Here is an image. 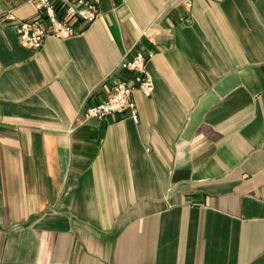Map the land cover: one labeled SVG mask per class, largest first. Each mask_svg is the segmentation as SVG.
I'll list each match as a JSON object with an SVG mask.
<instances>
[{"label": "crops", "instance_id": "1", "mask_svg": "<svg viewBox=\"0 0 264 264\" xmlns=\"http://www.w3.org/2000/svg\"><path fill=\"white\" fill-rule=\"evenodd\" d=\"M37 14L0 0V264H264V0H102L33 50ZM137 51L139 123L86 119Z\"/></svg>", "mask_w": 264, "mask_h": 264}, {"label": "built area", "instance_id": "2", "mask_svg": "<svg viewBox=\"0 0 264 264\" xmlns=\"http://www.w3.org/2000/svg\"><path fill=\"white\" fill-rule=\"evenodd\" d=\"M125 3L127 0H114ZM102 0H37L38 14L32 19L18 21L15 30L23 46L40 50L50 37L68 39L78 34L77 24L84 28L94 24L101 15ZM8 20L17 21L13 15ZM153 52L137 51L119 66L122 77L112 94L101 104L89 107L86 119L104 120L114 115H127L135 123L140 117L134 92L140 91L146 97L155 92V82L148 65Z\"/></svg>", "mask_w": 264, "mask_h": 264}]
</instances>
